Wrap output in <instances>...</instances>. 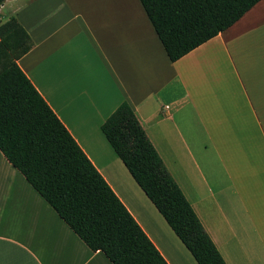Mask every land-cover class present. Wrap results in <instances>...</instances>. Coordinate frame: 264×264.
<instances>
[{"label":"crops","instance_id":"1","mask_svg":"<svg viewBox=\"0 0 264 264\" xmlns=\"http://www.w3.org/2000/svg\"><path fill=\"white\" fill-rule=\"evenodd\" d=\"M85 1L4 2L33 40L22 70L169 264L198 262L102 130L123 101L227 264H264V0L176 61L140 0L97 18ZM0 264L114 263L0 150Z\"/></svg>","mask_w":264,"mask_h":264},{"label":"trees","instance_id":"2","mask_svg":"<svg viewBox=\"0 0 264 264\" xmlns=\"http://www.w3.org/2000/svg\"><path fill=\"white\" fill-rule=\"evenodd\" d=\"M140 1L176 61L260 0ZM32 45L16 17L0 24V150L92 250L114 264H169L18 64ZM102 130L198 264H227L127 101Z\"/></svg>","mask_w":264,"mask_h":264},{"label":"rangeland","instance_id":"3","mask_svg":"<svg viewBox=\"0 0 264 264\" xmlns=\"http://www.w3.org/2000/svg\"><path fill=\"white\" fill-rule=\"evenodd\" d=\"M125 1H126V4H114L113 1H109V0H86L85 6L87 7V9L93 11L95 18H97V17H100L102 15V12L107 10V9L112 10L114 8H123V7L126 9H129L130 7H133L130 0H125ZM118 5H119V7H118ZM3 13L6 14L7 10L4 9ZM3 16H4V14L1 15V17H3ZM207 152H211V150H208ZM214 152L215 151H212V153H214ZM222 167L223 166H220V168H222Z\"/></svg>","mask_w":264,"mask_h":264}]
</instances>
